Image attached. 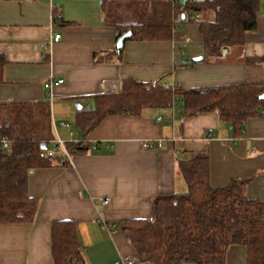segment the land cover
Returning a JSON list of instances; mask_svg holds the SVG:
<instances>
[{
    "label": "crops",
    "instance_id": "crops-1",
    "mask_svg": "<svg viewBox=\"0 0 264 264\" xmlns=\"http://www.w3.org/2000/svg\"><path fill=\"white\" fill-rule=\"evenodd\" d=\"M259 2L256 27L241 47L192 64L203 55L195 23L180 25L168 41L127 40L116 56L117 32L105 23L101 0H0V106L48 103L52 142L63 143L56 147L59 161L27 176V193L38 202L34 221L0 224V264H54V222L76 224L79 259L73 264L133 257L118 225L149 217L159 194L186 191L178 162L189 152H207L211 186L244 180V194L264 201V106L239 136L216 112L185 118L179 100L173 116L167 105L104 116L85 134L75 124L95 108L97 97L118 92L128 79L183 89L264 84V0ZM53 34L60 35L58 42ZM50 80L62 83L45 89ZM157 116L164 117L162 123L155 122ZM146 141L162 147L145 149ZM71 143L85 151L68 155L64 145ZM226 264H246L244 249L230 246Z\"/></svg>",
    "mask_w": 264,
    "mask_h": 264
},
{
    "label": "trees",
    "instance_id": "trees-1",
    "mask_svg": "<svg viewBox=\"0 0 264 264\" xmlns=\"http://www.w3.org/2000/svg\"><path fill=\"white\" fill-rule=\"evenodd\" d=\"M101 4L105 23L117 32L116 40L130 32L128 40L168 41L180 25L197 24L203 55L192 64L241 47L245 35L255 29L260 13L259 0H101ZM197 14L200 17L195 19ZM3 63L0 56V78ZM263 94V83L172 89L159 82L128 79L118 92L97 97L95 108L78 117L75 124L85 134L104 116L137 115L143 109L165 108L177 99L182 102L185 118L216 112L232 134L239 136L246 121L263 108L264 100L259 99ZM2 137L11 140V147L0 153V224H29L34 221L38 202L27 193V176L32 170L59 161V156L47 153L53 141L48 103L0 106ZM42 143L45 150L40 148ZM64 147L70 156L85 151L80 143ZM178 169L187 185L184 193L159 194L149 217L118 225L134 250L135 262L226 264L227 249L240 246L246 264H264V201L244 194V180L211 186L206 151L189 152L178 162ZM52 257L54 264L78 261L74 222L53 223Z\"/></svg>",
    "mask_w": 264,
    "mask_h": 264
},
{
    "label": "built area",
    "instance_id": "built-area-1",
    "mask_svg": "<svg viewBox=\"0 0 264 264\" xmlns=\"http://www.w3.org/2000/svg\"><path fill=\"white\" fill-rule=\"evenodd\" d=\"M49 1V3L50 4H52V0H48ZM262 13L264 14V7H263V9H262ZM59 16V15H58ZM57 15H54L53 16V19H57V17H58ZM195 17V19H198L199 17H200V15H195L194 16ZM60 35L59 34H53L52 36H51V39H52V41L53 42H58L59 40H60ZM183 43L184 44H188L189 43V39L188 38H185L184 39V41H183ZM60 83H62V81L61 80H57V81H55V80H50V81H48L45 85H44V87H45V89H51V87L53 86V85H56V84H60ZM172 89H174V88H172ZM177 101V99H175L174 101H172L168 106H169V108L171 109V111H172V114H171V116H173V112H176V107H175V102ZM263 115H264V113H263ZM163 120H164V117L163 116H157L156 118H155V122L157 123V124H160V123H162L163 122ZM62 126H65V127H68V125H65V124H62ZM209 136V135H208ZM56 144L59 146V147H63V143L60 141V140H57L56 141ZM142 146H143V148H145V149H152V150H156V149H160L161 147H162V144L160 143V142H157L156 144L155 143H153V142H151V141H146V142H143V144H142ZM10 147H11V140L10 139H8V138H6V137H2V138H0V153H2V152H5V151H9L10 150ZM66 155V154H65ZM68 156V155H67ZM101 203L103 204V205H108L109 203H110V199L109 198H106V197H103V198H101ZM102 227L104 228V229H106L107 231H108V229H109V226L107 225V224H105L104 222H102ZM74 259H72L71 260V264H73L74 263ZM113 264H136V262H135V260L132 258V257H126V256H122V257H120V258H118L115 262H113Z\"/></svg>",
    "mask_w": 264,
    "mask_h": 264
},
{
    "label": "water",
    "instance_id": "water-1",
    "mask_svg": "<svg viewBox=\"0 0 264 264\" xmlns=\"http://www.w3.org/2000/svg\"><path fill=\"white\" fill-rule=\"evenodd\" d=\"M130 36H131V33H130V32H125L124 34H122L121 36H119V38L116 40V43H115V49H114V52H115L116 56H118V55L120 54V52H121L122 49H123V46H124L125 41H127V40L130 38ZM226 52H227V51H226ZM200 60H201V57H196V58L194 59V61H200ZM259 99H260V100H264V94L261 95V96L259 97ZM75 107H76L77 109L80 108V106H79L78 103L75 104ZM40 148H41L42 150H45V149H46V145H45V143H42V144L40 145Z\"/></svg>",
    "mask_w": 264,
    "mask_h": 264
},
{
    "label": "rangeland",
    "instance_id": "rangeland-1",
    "mask_svg": "<svg viewBox=\"0 0 264 264\" xmlns=\"http://www.w3.org/2000/svg\"><path fill=\"white\" fill-rule=\"evenodd\" d=\"M206 17H208V15H206ZM54 151H56V148H54L53 142H51L48 144L47 153H53V154L57 153V151L56 152Z\"/></svg>",
    "mask_w": 264,
    "mask_h": 264
}]
</instances>
